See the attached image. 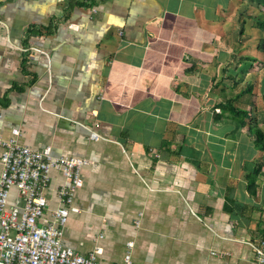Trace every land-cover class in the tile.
I'll use <instances>...</instances> for the list:
<instances>
[{
    "label": "crops",
    "instance_id": "1",
    "mask_svg": "<svg viewBox=\"0 0 264 264\" xmlns=\"http://www.w3.org/2000/svg\"><path fill=\"white\" fill-rule=\"evenodd\" d=\"M257 22L264 0H0V137L89 161L63 245L105 264H259Z\"/></svg>",
    "mask_w": 264,
    "mask_h": 264
},
{
    "label": "built area",
    "instance_id": "2",
    "mask_svg": "<svg viewBox=\"0 0 264 264\" xmlns=\"http://www.w3.org/2000/svg\"><path fill=\"white\" fill-rule=\"evenodd\" d=\"M17 135L14 129L10 138L0 137V264H105L97 251L82 255L62 243L63 225L71 212H78L72 198L83 184L81 170L89 161L54 156L49 145L41 149L21 145ZM89 138L98 135L91 131ZM52 170L62 174L64 183L56 190L57 206L46 216L44 191ZM252 248L254 261L264 264V238L255 240ZM123 262L132 264L129 253Z\"/></svg>",
    "mask_w": 264,
    "mask_h": 264
},
{
    "label": "trees",
    "instance_id": "3",
    "mask_svg": "<svg viewBox=\"0 0 264 264\" xmlns=\"http://www.w3.org/2000/svg\"><path fill=\"white\" fill-rule=\"evenodd\" d=\"M256 25L258 28L264 30V22H257ZM262 43H263L262 49L264 51V40L262 41ZM262 99L264 101V92L262 93ZM231 109L235 112V114H240V111L233 109L232 107H231Z\"/></svg>",
    "mask_w": 264,
    "mask_h": 264
}]
</instances>
